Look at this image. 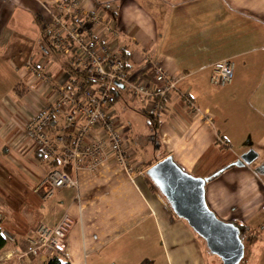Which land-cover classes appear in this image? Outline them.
Returning <instances> with one entry per match:
<instances>
[{"label":"crops","instance_id":"0c3cea01","mask_svg":"<svg viewBox=\"0 0 264 264\" xmlns=\"http://www.w3.org/2000/svg\"><path fill=\"white\" fill-rule=\"evenodd\" d=\"M64 1L0 0V228L16 242L0 252V264L47 260L40 253L20 261L14 250L25 251L39 224L53 226L64 213L73 220L60 253L68 264H119L114 259L117 254L128 253L140 239L150 243L153 232L166 240L169 253L175 249L173 243L193 232L145 180L148 168L165 157L196 178L234 164L204 185L206 204L219 219L248 221L259 210L264 212V186L253 171L256 162L236 165L249 149L231 148L224 137L228 133L216 129L217 116L210 113L204 93L211 66L229 59L234 76L223 88L231 89L230 96H241L239 100L247 106L257 99L264 119V66L260 63L264 58V0H78L84 10L119 30L113 45L124 48L127 72L152 84L149 67L158 65L176 80L177 90L169 95L163 112L149 120L143 105L128 93L114 94L117 99L124 94L132 102L139 127L144 123L155 127L157 140L149 128L146 132L138 129L137 153L128 133L124 145L128 170L110 159L95 172L78 170L77 189H59L46 196L47 188L40 185L43 175L58 163L37 157L25 137L24 124L54 98L53 86L71 80L63 59L44 48L41 38L53 7ZM28 63L46 73L51 84L35 79ZM252 79H258L259 85L250 84ZM117 99L109 106L112 122ZM119 131L124 140L127 133ZM253 136L264 137V131ZM158 140L167 146L162 154L157 152ZM149 146L152 153L146 157Z\"/></svg>","mask_w":264,"mask_h":264},{"label":"built area","instance_id":"2783aa9c","mask_svg":"<svg viewBox=\"0 0 264 264\" xmlns=\"http://www.w3.org/2000/svg\"><path fill=\"white\" fill-rule=\"evenodd\" d=\"M44 31L57 52L71 59L74 71L86 75L93 84L84 85L81 76L76 75L66 84L68 87L53 86L54 98L24 124L25 137L35 150L58 163L44 173L40 184L47 188L49 197L59 189H77L75 174L80 169L92 173L112 159L128 170L122 134L109 115L114 94L124 91L131 100L143 105L145 113L158 115L177 88L176 80L154 64L149 67L152 84L131 80L122 68L120 48L113 45L119 30L84 10L78 0L56 4ZM27 66L35 79L51 84L46 73L29 63ZM233 76V62L220 60L211 66L209 84L223 88L232 82ZM72 224L67 213L53 226L40 224L34 237L27 240L26 250L16 253L17 259L62 253ZM4 236L10 246L12 238Z\"/></svg>","mask_w":264,"mask_h":264},{"label":"rangeland","instance_id":"374dc122","mask_svg":"<svg viewBox=\"0 0 264 264\" xmlns=\"http://www.w3.org/2000/svg\"><path fill=\"white\" fill-rule=\"evenodd\" d=\"M263 60L264 58L262 57L260 60L261 66H264ZM257 76L258 74L256 73L255 77ZM250 77L253 78L252 76ZM258 78L260 79V75ZM204 79L205 78H202V80ZM253 79L250 84H255L256 82V84L259 85L260 81L257 79L253 82ZM230 91L228 87L217 88L212 87L210 84H205L204 93L210 101V113L217 116V123L215 124L216 129L223 134L224 131L228 133L225 134L226 136L224 137L229 142L231 148L239 149L244 146L248 149H252L257 155H259V158L254 160L257 164L255 165L256 168L252 170L264 186V137L253 136L264 131V122L261 124V121L264 119L261 115H259V112L261 113V106L258 104L257 99L256 102L247 106L246 102L239 100L241 96H239V98L234 95L230 96ZM260 92L262 91H259L258 93ZM261 96L264 99V94L262 95L261 93ZM256 97H258V94L255 98ZM259 99H261V97ZM127 100L128 98H126L124 94L116 100L117 102L114 103V107L112 108V119L118 131L124 130L127 133V135L125 134L126 137L123 140V145H126L130 137V142L132 146H135L138 153V129L146 132L149 128L152 130V136L156 138V133L154 131L155 127L153 128L149 125L147 128L145 123L139 127L138 111L132 110L131 108L133 105L130 104L132 102H128L129 100ZM250 111L251 113L249 114ZM158 142L160 149L158 148L157 152L162 154L167 146L163 143V141L158 140ZM142 147L143 146H141V148ZM147 147L148 145L144 147V150ZM151 148L152 146H149V150L145 155L146 157L152 153ZM234 149L232 150L235 151ZM262 207L264 211V205ZM238 219L239 220L235 222L243 224L247 229L242 235L244 240V254L243 259L239 264H263L264 212L259 210L256 216L249 218L248 221H244L243 218ZM4 234L12 238L13 241H9V243L12 244L11 248H13L16 243L14 237L11 234ZM145 239L146 238L140 239V241L137 242L138 244H134L132 248L128 250V253H124L122 255L117 254L114 259H118L119 264H221L220 259L211 254L207 250L206 246L201 243L202 240L200 237L194 233L192 235L190 231H188V234L184 235V238L179 239L176 243H173L172 246L175 247V249L170 250L169 253L167 252V248L165 246L166 240L163 241V239H158L156 232L151 233V239H149L150 243H148V241H144ZM22 251L23 250L18 249H16V251L14 250L17 254ZM49 256V254L46 255V258L48 257L47 259H49L54 255Z\"/></svg>","mask_w":264,"mask_h":264},{"label":"water","instance_id":"95a60500","mask_svg":"<svg viewBox=\"0 0 264 264\" xmlns=\"http://www.w3.org/2000/svg\"><path fill=\"white\" fill-rule=\"evenodd\" d=\"M257 157L252 149L239 156L236 165H249ZM172 213L200 237L207 250L221 264H238L244 248L238 229L219 219L206 204L204 185L207 179L193 177L180 169L171 157L156 162L146 171Z\"/></svg>","mask_w":264,"mask_h":264},{"label":"trees","instance_id":"16d2710c","mask_svg":"<svg viewBox=\"0 0 264 264\" xmlns=\"http://www.w3.org/2000/svg\"><path fill=\"white\" fill-rule=\"evenodd\" d=\"M41 38L44 42L43 44V47L46 48V46L49 48L50 51H53L55 54H57L58 56H60V58L63 59V66H64V69L69 73V76H71V79H73L76 75L78 76H81L83 82H84V85H88V86H91L93 85L92 82L89 80V78L82 74V73H76L74 71V66L71 62V59L62 55V54H59L57 52V50L55 49V47L51 44L50 40L48 39V36L47 34L45 33V31L43 30L42 33H41ZM120 51H121V64H122V68L126 71V64L124 63V58H125V52H124V48H120ZM161 68V67H160ZM163 69V68H162ZM164 70V69H163ZM127 72V71H126ZM128 74V77L131 79V80H136L138 79V74H135V73H129L127 72ZM117 99L116 96H112L111 100H110V103H109V106L112 105L113 103V100ZM146 117L149 119H152L154 117H156V115H151V114H147L145 113ZM150 117V118H149ZM37 157L38 158H42V156L38 153L37 154ZM232 165L234 164H230L228 166H224L223 168H220L219 170L213 172L211 175H209L208 177L206 178H203V179H207L206 180V183L212 181V180H215L219 177V175L227 168H230ZM148 186H149V189L153 192H157L159 193L157 187L155 186V184L146 176L145 178ZM160 194V193H159ZM163 198V197H162ZM167 204V203H166ZM168 205V204H167ZM228 222V221H226ZM231 224H233L239 231V238L243 244V248H244V240H243V234L245 233L244 231H246L247 229L244 227L243 224H238L236 222H230ZM245 228V229H244ZM6 246V239H5V236H4V233L2 232L1 228H0V252L5 248ZM243 259V258H242ZM241 259V260H242ZM240 260V262H241ZM239 262V263H240ZM238 263V264H239ZM34 264H68V262L63 258V256H61L59 253L58 254H55L54 256L50 257L49 259L45 260L44 262L42 263H34Z\"/></svg>","mask_w":264,"mask_h":264}]
</instances>
